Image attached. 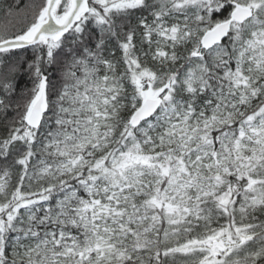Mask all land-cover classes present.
Instances as JSON below:
<instances>
[{"label": "snow or ice", "instance_id": "1", "mask_svg": "<svg viewBox=\"0 0 264 264\" xmlns=\"http://www.w3.org/2000/svg\"><path fill=\"white\" fill-rule=\"evenodd\" d=\"M0 264H264V0H0Z\"/></svg>", "mask_w": 264, "mask_h": 264}]
</instances>
